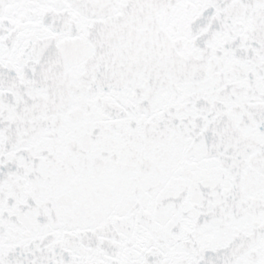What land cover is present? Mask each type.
Here are the masks:
<instances>
[{"label": "snow or ice", "instance_id": "obj_1", "mask_svg": "<svg viewBox=\"0 0 264 264\" xmlns=\"http://www.w3.org/2000/svg\"><path fill=\"white\" fill-rule=\"evenodd\" d=\"M0 264H264V0H0Z\"/></svg>", "mask_w": 264, "mask_h": 264}]
</instances>
